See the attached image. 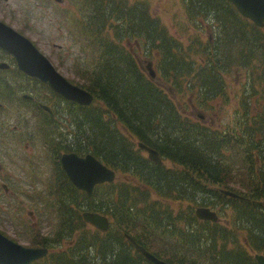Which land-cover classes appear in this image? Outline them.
Returning <instances> with one entry per match:
<instances>
[{
  "label": "trees",
  "instance_id": "trees-1",
  "mask_svg": "<svg viewBox=\"0 0 264 264\" xmlns=\"http://www.w3.org/2000/svg\"><path fill=\"white\" fill-rule=\"evenodd\" d=\"M182 2L189 26L207 32V43L198 36L189 44L180 41L145 1L64 0L67 9L53 3L54 14L62 17L81 50L77 83L101 106L84 108L65 100L74 106L76 133L71 140L50 133L46 144L57 157L62 152L92 154L131 182L100 185L88 196L59 167L56 184L49 179L47 189L33 198L38 216L49 212L48 221L57 228L48 236L42 233L43 222L34 229L30 245L50 253L33 264H152L128 236L170 264H256L239 246L241 235L250 251L264 253V28L242 17L228 0ZM132 44L153 58L156 79L145 72ZM14 72L63 99L12 66L0 71V99L10 93L8 75ZM245 72L249 88L240 81L232 125L224 131L205 126V113L223 114L232 103L227 78ZM173 91L180 99L189 97L199 110L197 120L176 103ZM42 119L47 125L54 121L47 115ZM140 143L173 167L150 162L136 149ZM153 196L214 207L223 214L230 209L237 228L199 221L191 211L166 212ZM85 211L111 218L108 233L90 235ZM187 254L196 257L186 259Z\"/></svg>",
  "mask_w": 264,
  "mask_h": 264
},
{
  "label": "rangeland",
  "instance_id": "rangeland-1",
  "mask_svg": "<svg viewBox=\"0 0 264 264\" xmlns=\"http://www.w3.org/2000/svg\"><path fill=\"white\" fill-rule=\"evenodd\" d=\"M130 1L148 2L152 14L160 18L170 32L183 43H191L189 38L194 36L200 37L204 44L207 43L209 36L207 32L199 33L189 26L182 0ZM53 3L56 2L53 0H0V21L28 38L52 62L61 75L72 84L82 88L77 83L79 78L75 72V65L83 61L81 50L79 46L74 45L72 35L65 24L61 22L62 17L54 14L56 10ZM60 5L61 8H69L66 3ZM73 11L79 12L77 8H74ZM132 50L137 54V58L146 72V63L153 61V58L147 55L141 46L136 48L132 44ZM0 62L11 64L13 69L16 67L14 60L12 63L9 55L1 50ZM8 78L11 81V91L6 97L0 99V231L15 242L30 247L29 245L36 234L33 231L36 227L40 229L42 222L41 229L45 236L52 235L57 229L56 226L54 227V222L48 221L49 212H44L42 218L38 216L36 202L33 198L47 189L49 179H51V183L55 182L56 184V180L60 176L58 175L60 156H56L50 146L46 144L45 139H47L46 136H50V133L56 136H69L72 139L76 133L71 124L75 123V114L72 113V110L75 109L72 104L57 98L47 88H36L31 81L17 75L16 72L8 75ZM227 80L230 93L234 96L231 105L223 114L215 111L205 113L207 117L202 122L214 130L224 131L227 125H232L233 113L238 108L237 94L241 87L239 83L242 81L244 84L247 82V87L249 85L247 72L240 78L238 76L235 78L233 75ZM161 85L165 91L169 88ZM173 94L176 103L186 109L187 115L197 120L196 112L199 110L190 105L189 97L180 99L174 91ZM26 95L32 96L33 101L23 99V96ZM2 100L6 103H3ZM39 103L50 104L54 107L57 114L51 125H47L42 119L44 111L40 108ZM213 103L214 106H218V102ZM255 103L256 101L253 102V105ZM262 104L264 105V102ZM94 105L101 106L98 100H95ZM119 128L123 131L121 126ZM136 149H139V145H136ZM142 155L148 158L146 151L142 150ZM164 165L168 168L173 167L170 162H165ZM130 180L129 176L117 173V182H131ZM135 183L138 185V182ZM210 188L216 189L217 187L210 186ZM153 200H160L166 212L173 214L191 211L195 216V211L199 207L189 201L163 200L157 196H153ZM40 206L44 208L42 199ZM213 209L219 214V224L222 227L229 230H232L233 227L237 228L232 222V210L229 209L223 214L221 210L214 207ZM109 219L112 221L111 218ZM186 225L183 224V226ZM87 231L93 235L97 230L88 225ZM143 236L153 241L150 235L144 234ZM240 241L239 246L247 249L242 235ZM229 247L235 246L229 245ZM184 257L189 259L196 256L187 254ZM200 262L206 264L202 260Z\"/></svg>",
  "mask_w": 264,
  "mask_h": 264
},
{
  "label": "water",
  "instance_id": "water-1",
  "mask_svg": "<svg viewBox=\"0 0 264 264\" xmlns=\"http://www.w3.org/2000/svg\"><path fill=\"white\" fill-rule=\"evenodd\" d=\"M54 1L60 4L64 2V0ZM228 1L244 18L252 21L258 27H264V0ZM0 50L14 59L17 68L23 74L39 80L62 98L84 107L93 104L94 96L90 92L70 83L28 38L1 21ZM0 68L8 70L10 66L7 63H0ZM146 70L152 79H156V72L151 62L147 63ZM42 108L52 112L47 105H42ZM139 147L148 153L149 160L152 163L159 166L163 165V161L156 150L142 143L139 144ZM60 163L70 182L78 190L86 192L89 196L93 194L95 187L111 184L116 180V172L91 154L85 157H80L75 153L64 154L61 156ZM222 193L234 199L241 198L230 191H222ZM195 214L201 221H219L217 213L207 208H198ZM82 217L87 224L97 230L101 232L109 231L110 221L106 216L88 211L84 212ZM127 238L134 245L135 250L152 264H170L141 247L133 238ZM48 253L47 248L22 246L0 232V264H32L46 257ZM255 259L257 264H264L263 255H257Z\"/></svg>",
  "mask_w": 264,
  "mask_h": 264
},
{
  "label": "flooded vegetation",
  "instance_id": "flooded-vegetation-1",
  "mask_svg": "<svg viewBox=\"0 0 264 264\" xmlns=\"http://www.w3.org/2000/svg\"><path fill=\"white\" fill-rule=\"evenodd\" d=\"M264 28V27H263ZM5 53V52H4ZM7 54V53H6ZM7 55H9V54H7ZM9 57H10V59H11V62L13 63V58L9 55ZM0 63H7V62H0ZM7 64H9V63H7ZM9 66H10V69H11V64H9ZM10 69H8V70H3V69H1L0 68V71H9ZM157 70H155V72H156ZM24 76H26V75H24ZM27 77V76H26ZM29 78V77H28ZM87 91V90H86ZM89 92V91H88ZM92 94V93H91ZM93 95V94H92ZM94 96V95H93ZM26 97H28V98H26ZM23 99H25V100H29V101H33V97L32 96H28V95H26V96H23ZM64 99V98H63ZM64 100H66V99H64ZM68 101V100H67ZM68 102H70V101H68ZM94 102H95V96H94V101H93V104L91 105V106H89V107H92L93 105H94ZM70 103H73V102H70ZM74 104H76V103H74ZM42 105H47V106H49L50 108H51V110H52V112H49V111H46L45 109H43L42 108ZM77 105V104H76ZM39 106H40V108L44 111V115L46 116H49L50 118H52L54 121H55V117H56V112L54 111V107L53 106H51L50 104H43V103H39ZM79 107H84V106H79ZM84 108H88V107H84ZM199 116H201V117H203L202 115H200L199 114ZM54 121H52V122H54ZM67 139H69V137L67 138ZM72 139H73V137H72ZM69 140H71V139H69ZM73 141H69V143H72ZM139 149H140V147H139ZM141 150H143V149H141ZM143 151H145V150H143ZM70 153H75V154H77L78 156H80V157H85L86 155H88V154H84V155H80V154H78V153H76V152H62L61 153V155H60V157H59V162H60V159H61V156L62 155H64V154H70ZM92 155V154H91ZM94 156V155H93ZM95 157V156H94ZM147 159H149V155H148V158ZM59 167L62 169V166H61V163H59ZM63 170V169H62ZM64 172V171H63ZM64 174H65V172H64ZM66 175V174H65ZM67 177V176H66ZM68 178V177H67ZM69 180V179H68ZM69 182H70V180H69ZM71 183V182H70ZM72 184V183H71ZM73 185V184H72ZM74 186V185H73ZM75 187V186H74ZM76 188V187H75ZM77 189V188H76ZM83 192V191H82ZM84 193H86V192H84ZM87 194V193H86ZM88 195V194H87ZM93 195V194H92ZM91 195V196H92ZM89 196V195H88ZM226 196V195H225ZM227 197H229V196H227ZM229 198H231V197H229ZM198 208H207V209H210L211 211H214V209L213 208H210V207H198ZM197 208V209H198ZM196 209V210H197ZM196 212V211H195ZM215 212V211H214ZM217 213V212H216ZM217 215L219 216V214L217 213ZM195 216H196V214H195ZM197 218V217H196ZM198 219V218H197ZM199 220V219H198ZM199 221H201V220H199ZM220 221V220H219ZM218 221V222H219ZM203 222H210V223H218V222H211V221H203ZM3 233V232H2ZM3 234H5V233H3ZM7 236V235H6ZM244 240V239H243ZM30 247H32L31 245H29ZM33 247H41V246H33ZM247 250H248V247H247ZM248 252H249V254L251 255V257L253 258V260L256 262V264H257V261H256V259H255V257L257 256V255H263L264 256V253H257V252H252V251H249L248 250Z\"/></svg>",
  "mask_w": 264,
  "mask_h": 264
}]
</instances>
